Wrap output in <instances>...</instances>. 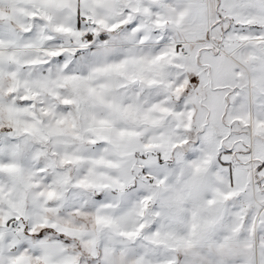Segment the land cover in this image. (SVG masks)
I'll return each mask as SVG.
<instances>
[{
  "label": "snow or ice",
  "instance_id": "6c2138e0",
  "mask_svg": "<svg viewBox=\"0 0 264 264\" xmlns=\"http://www.w3.org/2000/svg\"><path fill=\"white\" fill-rule=\"evenodd\" d=\"M0 264H264V0H0Z\"/></svg>",
  "mask_w": 264,
  "mask_h": 264
}]
</instances>
